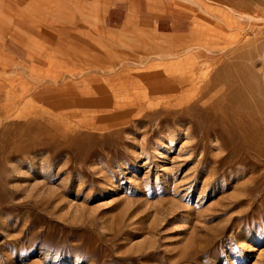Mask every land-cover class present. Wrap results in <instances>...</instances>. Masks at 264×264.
I'll return each instance as SVG.
<instances>
[{
  "label": "rangeland",
  "instance_id": "1",
  "mask_svg": "<svg viewBox=\"0 0 264 264\" xmlns=\"http://www.w3.org/2000/svg\"><path fill=\"white\" fill-rule=\"evenodd\" d=\"M95 7L0 0V264H264V0L168 33Z\"/></svg>",
  "mask_w": 264,
  "mask_h": 264
},
{
  "label": "crops",
  "instance_id": "2",
  "mask_svg": "<svg viewBox=\"0 0 264 264\" xmlns=\"http://www.w3.org/2000/svg\"><path fill=\"white\" fill-rule=\"evenodd\" d=\"M86 6L92 8L96 2V9L101 11L105 6L104 21L106 24L114 21L115 26L125 25L129 16L134 15L138 26H154L157 32L168 33L172 27L187 26L184 12L175 7V1L188 5L193 0H84ZM216 4L229 5L233 10L248 9L254 5V0H209ZM163 9L160 13L157 9ZM160 9V10H161ZM164 40H169L165 38Z\"/></svg>",
  "mask_w": 264,
  "mask_h": 264
},
{
  "label": "bare ground",
  "instance_id": "3",
  "mask_svg": "<svg viewBox=\"0 0 264 264\" xmlns=\"http://www.w3.org/2000/svg\"><path fill=\"white\" fill-rule=\"evenodd\" d=\"M195 41V40H194ZM178 42V41H177ZM104 43V42H103ZM192 44V43H191ZM156 45H157V42H156V44H155V47H156ZM199 45V44H198ZM188 47V46H187ZM153 48H154V45H153ZM190 49H192V48H190ZM204 50V49H203ZM147 54V53H146ZM159 54V53H158ZM136 55V54H135ZM144 55H145V53H144ZM164 55V54H163ZM163 55H158L159 57H161V58H163ZM181 55V54H180ZM129 56V55H128ZM153 56V55H152ZM157 56V55H156ZM157 56V57H158ZM165 57H166V55H164ZM168 56V55H167ZM149 57V56H148ZM151 57V56H150ZM154 57V56H153ZM158 57V58H159ZM172 57H174V56H172ZM139 58V57H138ZM126 59V58H125ZM134 58H131V60H130V62L133 60ZM191 59H192V61L193 62H196L197 63V59L191 54ZM162 60V59H161ZM110 61V60H109ZM145 61H147V60H145ZM113 62V61H112ZM129 62V63H130ZM135 62V61H134ZM134 62H133V64H134ZM136 63V62H135ZM146 63V62H145ZM199 64V63H198ZM113 65V64H112ZM137 65V64H136ZM140 65V64H139ZM189 65V64H188ZM109 67V66H108ZM153 67V68H152ZM157 67H159V69L157 68ZM189 68H187V67H185V66H181L180 68L178 67V68H173V69H169V68H166V67H162L161 68V66H156V68H154V66H150V65H146L145 67H144V69H143V71H141L140 73H138V79L139 80H137V83L138 84H140V86H149V88H151V89H153L154 90V87H153V85H155V84H157V83H167L165 86H163L164 88H156L155 90V92H158V91H173V92H175L176 91V89L178 88V86H179V84L180 83H182L181 81L182 80H180V82H178L177 81V83H175L176 81L175 80H169L168 78H165V79H161L162 78V76H165L166 77V75L167 74H172V75H176V76H178V75H182V74H188V73H191L193 70H192V66H188ZM168 69V70H167ZM102 70V69H101ZM106 71V70H105ZM138 71H140V70H137V72ZM113 72V71H112ZM182 77H183V75H182ZM113 80V79H112ZM240 80V79H239ZM102 81H104V80H100V79H96L95 81H94V83L92 84V88H91V90H92V93H94L95 94V96L98 94V93H101V94H103V96H102V98H105L108 94H110L111 96L113 95L114 96V93H116L112 88H108L107 86H108V84L106 85V83H104V84H101V82ZM184 81H185V79H184ZM109 83V82H108ZM142 84V85H141ZM115 85V84H114ZM125 85V84H124ZM181 85V84H180ZM165 87H167V88H165ZM187 87H189V86H187ZM113 88H114V86H113ZM148 87H145V90H148L149 89ZM117 89V88H116ZM242 89H245V88H242ZM256 90V89H255ZM68 93H70V91L68 92ZM187 93V92H186ZM186 93H184L181 97H179V98H174L173 99V105L175 104V106L176 107H180L181 109L182 108H184L183 107V105H184V103H186V102H188L189 100H186ZM145 95L147 96L148 94H147V92L145 91ZM109 97V95L107 96V98ZM42 98V97H41ZM61 98V97H60ZM99 98V97H98ZM106 98V99H107ZM104 101H107V100H104ZM170 102V101H169ZM217 102V101H216ZM13 103V102H12ZM189 103V102H188ZM17 104V103H16ZM215 104V103H214ZM213 104V105H214ZM14 105V104H13ZM195 104H190V105H187V106H190L188 109L189 110H193V109H195V110H197L196 108H194V107H192V106H194ZM218 105H220V104H218ZM3 106V105H2ZM9 106V105H8ZM11 106V105H10ZM9 106V107H10ZM112 106V105H111ZM212 106V105H211ZM217 106V105H216ZM215 106V107H216ZM15 107V106H14ZM13 107V109L15 110V109H17V108H14ZM214 107V108H215ZM218 107V106H217ZM8 107H6V109H7ZM207 107H205V108H199L201 111L199 112V113H201V115H203V117L208 113V109H206ZM10 109H12V106L10 107ZM213 109V108H212ZM248 109V108H247ZM4 111H5V109H4ZM10 112L11 111H13V110H9ZM215 111V110H214ZM6 112L7 111H5V114H6ZM212 113V112H211ZM8 114V113H7ZM253 114V113H252ZM251 114V115H252ZM261 114H262V112H261ZM209 115H210V113H209ZM248 115V114H247ZM249 116H250V114H249ZM254 116V115H253ZM260 117V116H259ZM247 118V117H246ZM251 118V117H250ZM249 118V120H252L253 118H251L250 119ZM211 120V119H210ZM246 120H248V119H246ZM201 121V122H200ZM200 121H198L199 122V125H201V123L202 122H206V121H208V118H205L204 117V119L202 120V118H200ZM257 122V121H256ZM252 123V122H251ZM202 127V126H201ZM248 127V126H247ZM202 129L203 130H207L208 131V127L206 126V127H202Z\"/></svg>",
  "mask_w": 264,
  "mask_h": 264
}]
</instances>
